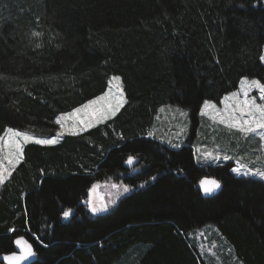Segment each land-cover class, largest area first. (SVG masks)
Masks as SVG:
<instances>
[{
	"label": "trees",
	"instance_id": "obj_1",
	"mask_svg": "<svg viewBox=\"0 0 264 264\" xmlns=\"http://www.w3.org/2000/svg\"><path fill=\"white\" fill-rule=\"evenodd\" d=\"M263 53L264 0H0V135H53L56 117L112 76L126 99L55 145H24L0 186V264L21 235L35 246L28 264H206L189 233L208 224L243 264H264V180L236 176L231 162L204 168L191 146L206 100L220 103L245 77L264 83ZM165 104L189 111L176 148L149 134ZM131 156L141 169L132 175ZM207 175L222 183L212 196ZM108 177L134 190L92 216L81 199Z\"/></svg>",
	"mask_w": 264,
	"mask_h": 264
},
{
	"label": "rangeland",
	"instance_id": "obj_2",
	"mask_svg": "<svg viewBox=\"0 0 264 264\" xmlns=\"http://www.w3.org/2000/svg\"><path fill=\"white\" fill-rule=\"evenodd\" d=\"M112 77L109 80V86L107 87L106 91L90 100L104 95L110 87H112L113 91H115V82L112 81ZM248 79L251 80L250 78ZM233 92H242L241 84L236 90L226 94L220 103L206 100L211 104H214L215 108L204 109L202 106L200 112L201 125L197 132V136L193 138L191 143V146L194 150L195 161L204 168L215 167L220 164L225 165L228 162H231L232 164L230 165V171L236 176H245L240 175L232 170L234 168L240 167L241 165L259 168L264 171V139H261V136L259 135V133L264 132V130H258L257 133H249L246 135L236 129L228 128L225 125L219 123L220 117L217 115V111L219 110L220 112H223L226 106L231 107L236 105L238 102L236 99H229L227 101L225 100V97H230ZM253 96L256 97L257 103H264V100L260 99V93L258 89H252L250 91L249 97L251 98ZM243 98V95H241L238 99L242 100ZM90 100L79 105L78 107H82ZM76 108L68 112L74 111ZM161 109H163V111H161ZM68 112L61 114H66ZM181 113H184V115H181ZM213 116H216L215 121L212 119ZM85 130L87 129L78 130L76 133ZM6 131L7 129L4 131L3 135L6 134ZM25 132H28L29 134L38 138H51L60 132V126L58 125L57 132L51 136H41L29 131ZM67 133L68 132H65L64 135ZM150 133L151 138L156 137L155 139L158 138L157 140L160 139V141L162 140L163 142H166L172 148H176L177 145L182 146L185 144L186 138L190 133L189 111L174 104L162 105L156 114L155 123ZM64 135L60 137L59 141L64 137ZM217 151L220 152L221 156L229 155L231 159H209L204 155L206 152H212L215 154ZM135 158L137 157H134V159ZM138 163L131 168H127L125 166L127 169H130V175L141 170L140 167H137ZM207 171L209 170L207 169ZM250 177L261 179L259 176ZM114 184L120 185V188H113L112 185ZM125 185L128 186L129 189L127 192L123 191V186ZM94 186L96 190L95 192H92L91 190ZM138 186L140 188L145 187L146 181L140 182ZM133 190L134 186L126 183L124 180L116 177H108L93 183V185L88 190V195L86 198L81 199L83 203L82 205L92 216L97 214L99 215L100 213H107L117 206L122 197ZM101 198L103 199L101 200ZM102 202L107 204V210L93 213L91 211L92 205L95 204L99 207ZM71 211L73 214L75 210L71 209ZM72 214L70 217L65 219H70ZM189 235L190 240L197 246L206 264H243L235 254L231 244L219 232L216 225L208 224L202 227L194 228L192 231H190Z\"/></svg>",
	"mask_w": 264,
	"mask_h": 264
},
{
	"label": "snow or ice",
	"instance_id": "obj_3",
	"mask_svg": "<svg viewBox=\"0 0 264 264\" xmlns=\"http://www.w3.org/2000/svg\"><path fill=\"white\" fill-rule=\"evenodd\" d=\"M33 37H40L41 32L33 31ZM36 48H40L41 44L37 43ZM264 60V57H261ZM112 81L115 82V91L110 87L109 90L96 99L90 100L82 107L76 108L74 111L66 114L59 115L55 123L60 126V132L51 138H38L25 131L17 130L13 127H8L5 135H0V186H3L6 181L12 176L17 166L23 159L24 144L34 142L39 145H55L59 142L61 136L65 132L76 133L78 130L88 129L99 122L106 121L113 117L126 103L121 77L113 76ZM242 92H233L230 97H225V100L236 99L238 102L236 105L228 107L226 106L223 112L217 111V115L220 117L219 123L225 125L228 128L236 129L241 133H257L258 130H264V103H257L256 97H249V93L252 89H258L260 93V99L264 100V83L259 79L249 80L245 77L241 81ZM243 95V99H238ZM204 109L215 108L214 104L205 101L203 104ZM163 111V109H161ZM184 115V113H181ZM212 119L215 121L216 116ZM151 135V133H149ZM261 139H264V132H260ZM179 145H177L178 147ZM209 159H224L229 160V155L221 156L217 151L215 154L212 152H206L204 154ZM243 158V157H241ZM134 157H129L128 162L132 163ZM234 172L245 176H259L264 180V171L259 168L247 167L241 165L240 167L232 169ZM154 179V177H153ZM201 186L205 193H211L215 189L220 187V183L215 179H204L201 181ZM113 188H120V185H112ZM95 186L92 188V192H95ZM128 186H123V191L127 192ZM103 198H101L102 200ZM107 210V204L101 203L98 207L95 204L92 205L91 211L93 213ZM65 218L70 217L72 214L71 209L63 211ZM15 243L20 246L21 254H10L4 257L8 264H21L22 261L33 256L35 253L32 246L24 239L19 238L15 240Z\"/></svg>",
	"mask_w": 264,
	"mask_h": 264
},
{
	"label": "water",
	"instance_id": "obj_4",
	"mask_svg": "<svg viewBox=\"0 0 264 264\" xmlns=\"http://www.w3.org/2000/svg\"><path fill=\"white\" fill-rule=\"evenodd\" d=\"M139 162V158H135L134 160H133V162L132 163H129L128 162V160L125 162V166L127 167V168H131V167H133L135 164H137ZM215 179V180H217L219 183H220V187L218 188V189H215L214 191H212L211 193H205L204 191H203V188H202V186H201V188H202V191H203V193L205 194V195H207V196H210V195H214V194H216L217 192H219L220 191V189L222 188V184H221V182L216 178V177H214V176H210V175H207V176H205L202 180H204V179ZM19 238H22V239H24V240H26L31 246H32V249H33V251H34V255L33 256H31V257H29V258H27L26 260H24V261H22L21 262V264H28L30 261H32L35 257H36V251H35V246H34V244L26 237V236H24V235H21V236H19L17 239H19ZM15 248H16V250H15V252H13V253H15V254H21V248H20V246H18L16 243H15ZM13 253H10V254H13ZM10 254H6V255H4V256H2L3 258L5 257V256H7V255H10ZM6 264H8V262L6 261Z\"/></svg>",
	"mask_w": 264,
	"mask_h": 264
},
{
	"label": "crops",
	"instance_id": "obj_5",
	"mask_svg": "<svg viewBox=\"0 0 264 264\" xmlns=\"http://www.w3.org/2000/svg\"><path fill=\"white\" fill-rule=\"evenodd\" d=\"M25 145V144H24ZM24 155V154H23Z\"/></svg>",
	"mask_w": 264,
	"mask_h": 264
}]
</instances>
